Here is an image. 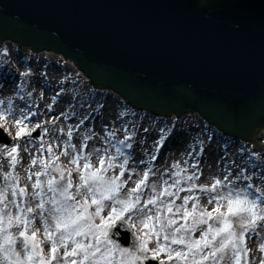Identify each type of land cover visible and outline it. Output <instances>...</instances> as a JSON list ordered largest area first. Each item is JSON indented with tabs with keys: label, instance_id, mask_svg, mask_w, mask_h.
I'll return each instance as SVG.
<instances>
[{
	"label": "water",
	"instance_id": "95a60500",
	"mask_svg": "<svg viewBox=\"0 0 264 264\" xmlns=\"http://www.w3.org/2000/svg\"><path fill=\"white\" fill-rule=\"evenodd\" d=\"M3 40L71 59L153 116L197 112L251 147L264 126V0H0Z\"/></svg>",
	"mask_w": 264,
	"mask_h": 264
},
{
	"label": "rangeland",
	"instance_id": "374dc122",
	"mask_svg": "<svg viewBox=\"0 0 264 264\" xmlns=\"http://www.w3.org/2000/svg\"><path fill=\"white\" fill-rule=\"evenodd\" d=\"M8 43L6 45L4 42L0 43V113L4 115V119L0 120V153L4 154V157L0 159V189H4L6 184H15L17 189L25 188L27 195L16 198V202L21 207H24L26 203L32 206L38 203L37 199L32 198L34 191L32 184L37 179L35 173L44 170L41 161L49 165L47 169L49 175L39 177L46 191L49 178L55 177L59 180V171H63L67 177V171L77 167L70 163V160L77 155L89 156L90 163L98 167V158L94 152L96 149L100 150V155L116 156L117 163L124 158L116 153L117 148H120L129 158V164L125 166V175L121 178L126 182L121 190L122 195H126L128 189L134 187L135 182L142 178L143 172L149 169L151 171L146 182L147 186L141 189V201L154 194L153 185L159 192L178 180L184 191L178 192L176 196L161 197L165 203L169 199L174 201V212L176 207L183 205V197L189 194L196 198L195 202L201 209L211 211L214 204L208 203L210 196L202 193L199 186H210L214 179L223 180L226 174H230L231 179L236 181L237 187L245 186L249 181H244L243 177L248 176L251 178L250 182L254 189L264 188L262 183L264 181V135L260 136L258 142L260 148L253 150L251 146L236 137L221 136L215 126L207 125V122L200 119L196 113H185L178 118L174 117L173 113L169 116H153L149 110L144 111L127 105L116 95L112 103L116 109L120 110V122L114 121L110 124L102 121L100 123L97 118H101L102 110L109 104L108 92L99 94L98 90L103 89L97 90L86 84L78 72L73 70L71 62L59 55L55 56L49 52L50 54L38 56V59L33 60V56H29L32 51L21 50L14 43L13 45L10 41ZM33 53L41 54L42 52ZM52 66L64 69V74L57 75L50 72L49 69ZM4 85L11 88L12 98L3 94ZM63 100L66 102V107L56 112V105L62 104ZM31 116L35 120V125L39 127L25 129L26 134L18 138L16 133L20 130V126H17L15 122L21 120L23 125V121ZM49 121H52V124H48ZM162 136L164 141L161 145L157 142ZM126 137L131 139L126 140ZM18 140L29 142L27 144L32 145L35 150L36 163L31 162L28 174V169L21 167L18 152L16 153L17 163L14 166L8 155V151L14 147V141ZM121 141L125 143L121 144ZM129 143L132 144L131 149L126 146ZM49 148H51V154ZM82 165L83 161L80 163L81 168ZM53 167L59 171H53ZM6 174H10L7 181ZM113 174L118 175L119 169L109 170L106 173L108 176ZM192 175L197 176L198 179L190 182L187 177ZM237 175L241 177L240 180H236ZM29 176H31L30 180ZM12 177L19 179L13 181ZM72 179L74 184L79 183L76 171H73ZM164 181H168V185H165ZM192 183L196 184L197 188L189 193L188 189ZM11 191L10 187L7 188L8 199L5 203L12 199ZM169 191L177 192V189L169 187ZM47 195L50 196L51 193ZM193 202L190 200L185 206L190 211ZM109 210L105 209L102 215L107 216ZM11 211L15 213L16 209L11 208ZM154 211L155 208H153ZM174 218L178 225L184 223L182 211ZM118 222L126 225L134 239L132 246L127 248H134L137 243V230L141 227L139 220L133 216L131 220L123 219ZM34 223L37 227H42L38 221ZM12 231L15 232V229ZM192 236L199 238V230L192 233ZM38 238H43L42 231ZM260 243H264V230L258 228L257 232L247 234L246 244L250 252V264H259V260L264 256V253L259 251ZM150 246L155 245L153 243ZM172 247L181 246L172 245ZM48 250L49 246L44 245L45 254ZM161 259L166 260V257L162 256ZM0 264L5 262L0 260ZM172 264H175V261Z\"/></svg>",
	"mask_w": 264,
	"mask_h": 264
},
{
	"label": "snow or ice",
	"instance_id": "6c2138e0",
	"mask_svg": "<svg viewBox=\"0 0 264 264\" xmlns=\"http://www.w3.org/2000/svg\"><path fill=\"white\" fill-rule=\"evenodd\" d=\"M3 119L4 115L0 113V120ZM15 123L20 126L16 136L26 134V125H22L21 120ZM163 141L162 136L157 143L162 145ZM126 146L132 148L130 143ZM94 152L98 167L90 163L89 156L80 155L70 160L77 167L68 170L67 177L53 167V171H59V180L49 178L46 191L39 177L49 175V165L41 161L44 170L35 173L37 179L32 184V198L38 200L34 206L26 203L21 207L16 202L18 196L27 195L25 188L17 189L15 184H6L0 189V205H3L0 207V260L5 264H145L156 260L160 264H172L173 261L175 264H250L247 234L257 232L258 228L264 230V188L254 189L250 177H243L244 181H249L243 187H237L230 174L224 175L223 180L214 179L210 186H199L202 193L210 196L208 203L214 204L211 211L201 209L196 198L189 194L183 197V205L176 207L174 212V201L169 199L165 203L161 197L176 196L184 191L178 180L169 186L176 188L177 192L169 191V187L157 192L153 185L154 194L141 201V189L147 186L149 169L126 195H122L126 182L121 178L125 175L129 158L120 148L116 153L124 158L119 163L116 156L100 155L99 149ZM16 153L17 147L8 151L13 166L17 163ZM117 168L118 175H106L109 170ZM73 171L78 173L79 183H73ZM9 176L5 175L6 181ZM18 179L12 177L13 181ZM196 179L195 175L187 177L190 182ZM240 179L237 175L236 180ZM164 184L168 185V181ZM9 187L12 199L5 203ZM195 188L197 185L192 183L188 192ZM190 200L194 201L191 211L185 207ZM158 204L160 207H156ZM10 206L16 209L15 213ZM105 209H110L107 216L102 215ZM181 211L184 223L178 225L174 217ZM133 216L141 225L137 230V243L134 248H124L109 238V231L118 221L131 220ZM34 221L42 227H37ZM197 230L199 238H193L192 233ZM41 231L43 238L39 239ZM153 243L155 246H150ZM44 245L49 246L47 254ZM172 245L181 247L173 248ZM259 251L264 253V243L259 244ZM162 256L166 260L161 259ZM259 264H264V256Z\"/></svg>",
	"mask_w": 264,
	"mask_h": 264
},
{
	"label": "bare ground",
	"instance_id": "6f19581e",
	"mask_svg": "<svg viewBox=\"0 0 264 264\" xmlns=\"http://www.w3.org/2000/svg\"><path fill=\"white\" fill-rule=\"evenodd\" d=\"M4 44L6 45V44H9V43L8 42H4ZM47 54H50V53L43 52L41 54L40 53L35 54V53H32L31 52V54L30 55L28 54V55L29 56H33L32 58L34 60V59H38V56H43V55L45 56ZM57 57H59V56H57ZM17 62L19 63V60ZM71 67L73 68V70L76 71L75 65L74 66H71ZM49 70H50V72H54L57 75L58 74L59 75L64 74V71H63L64 69L63 70L62 69H57L56 67H53V66ZM76 72H78V74L83 79V81L86 84L89 85V79L86 78V76L84 75V73L83 72H80V71H76ZM3 90H4V92H3L4 95L8 96L9 98H12L13 97V92H12L11 88L8 85H4L3 86ZM98 91L100 92L99 94H104V93H107L108 92V97L107 98L109 100V102H108L109 104H108V106H107L106 109L102 110V112H101L102 113V116H101L100 119L97 118V120H100V123H102V121H103V122H108L110 124H111V122H114V121L120 122V119H121L120 110L119 109H116V106L112 103L114 101L113 98H115V94L112 93V91H110V90H104L103 89V90H98ZM117 98L120 99L118 96H117ZM120 100H122V99H120ZM61 102H62V104H57L56 105V107H55V111L56 112H60L62 110V108H65L66 107L65 100H63ZM195 113L198 114L197 112H195ZM48 124H52V121H49ZM23 125H26L25 129H28V128H31V127L36 126L35 125V120L33 119V116L27 117L23 121ZM262 135H264V126L261 127L260 129L256 130L255 133L252 136V139H253V142H254V145L255 146H256V142L258 143L260 141V138L262 137ZM27 143H29V142H25V140L14 141V147H17V152L19 153L18 154L19 155V159L21 160V167H22V169H28L27 170V174H28L29 173V170H30L29 165L31 164L32 160H34L35 150H34V147L32 145L27 144ZM248 145L251 146L249 140H248ZM3 155L4 154H1L0 153V159H2L4 157Z\"/></svg>",
	"mask_w": 264,
	"mask_h": 264
}]
</instances>
